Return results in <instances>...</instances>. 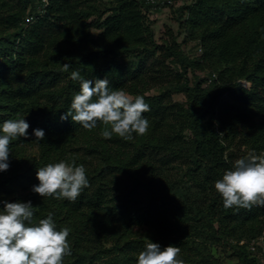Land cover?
<instances>
[{
    "label": "trees",
    "instance_id": "trees-1",
    "mask_svg": "<svg viewBox=\"0 0 264 264\" xmlns=\"http://www.w3.org/2000/svg\"><path fill=\"white\" fill-rule=\"evenodd\" d=\"M159 4L0 0V126L30 125L28 138L10 142L0 201H30L33 224L52 213L58 231L70 228L63 264H137L149 241L179 247L184 264H224L214 244L237 264H261L251 245L264 207L225 209L214 184L249 151L264 153V0L178 5L181 42L169 27L156 41L148 12ZM186 42L199 55L184 53ZM195 70L206 76L190 78ZM73 71L143 96L147 133L105 139L101 123L88 131L61 121L80 87ZM34 129L45 139L37 143ZM60 161L85 167L90 186L74 203L32 191L37 169Z\"/></svg>",
    "mask_w": 264,
    "mask_h": 264
},
{
    "label": "clouds",
    "instance_id": "clouds-1",
    "mask_svg": "<svg viewBox=\"0 0 264 264\" xmlns=\"http://www.w3.org/2000/svg\"><path fill=\"white\" fill-rule=\"evenodd\" d=\"M70 64H63L67 72ZM73 81H79V91L74 95L70 109L60 116L61 121L69 117L85 130L91 131L103 124L101 136L111 139L113 134L129 140L133 133L143 136L149 128L144 113L150 106L143 96H130L122 89L110 88L107 79L93 81L81 77L79 71L71 73ZM250 83V82H249ZM243 86V85H242ZM30 125L24 119H9L0 126V172L9 168L10 142L20 137L28 138ZM110 128V130H109ZM36 142L45 139L42 129H34ZM38 185L32 191L42 198L66 199L76 202L83 190L90 186L83 165L75 161L49 163L37 169ZM223 199V206L251 210L253 206L264 207V153L254 150L237 159L222 179L214 184ZM0 210V264H63L65 256L71 254L68 227L57 230L53 214L33 224L34 211L31 202H3ZM180 248L149 241L138 255L137 264H184L178 259Z\"/></svg>",
    "mask_w": 264,
    "mask_h": 264
},
{
    "label": "rangeland",
    "instance_id": "rangeland-1",
    "mask_svg": "<svg viewBox=\"0 0 264 264\" xmlns=\"http://www.w3.org/2000/svg\"><path fill=\"white\" fill-rule=\"evenodd\" d=\"M189 0H166L165 2H160L159 6L155 9L149 10V17L151 22V27L154 31V37L156 41L161 42L162 39H165L166 29L169 27L173 30V32L177 35L178 42H181L184 39L185 32L180 28L178 20H177V6L183 3H187ZM96 34L98 31L93 30ZM182 50L186 53L189 57H195L199 55L200 51L196 42H186L183 43ZM193 75H198L203 77L205 75L204 72L195 70L189 72L188 76L192 78ZM206 76V75H205ZM155 89H151L149 93H155ZM174 98L176 100L183 101L184 96L183 94H174ZM238 148L234 149V152L237 153ZM262 236L264 237V230ZM255 245L254 252L259 251V259L260 263L264 264V238L258 239L253 243ZM257 246L259 250H257ZM211 251L215 255L216 258H220L224 264H237V259L233 255V251L229 248H223L221 245H211Z\"/></svg>",
    "mask_w": 264,
    "mask_h": 264
},
{
    "label": "built area",
    "instance_id": "built-area-1",
    "mask_svg": "<svg viewBox=\"0 0 264 264\" xmlns=\"http://www.w3.org/2000/svg\"><path fill=\"white\" fill-rule=\"evenodd\" d=\"M41 1L43 2L44 5H46L48 0H41ZM158 1L165 2L166 0H146L147 3H151V4H154V3L158 2ZM169 1H172V0H169ZM262 238H264V237L261 236L260 239H262ZM251 249L255 250V245L254 244L251 245Z\"/></svg>",
    "mask_w": 264,
    "mask_h": 264
}]
</instances>
